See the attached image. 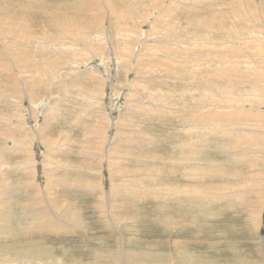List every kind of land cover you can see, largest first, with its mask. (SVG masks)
I'll list each match as a JSON object with an SVG mask.
<instances>
[{"label":"bare ground","instance_id":"obj_1","mask_svg":"<svg viewBox=\"0 0 264 264\" xmlns=\"http://www.w3.org/2000/svg\"><path fill=\"white\" fill-rule=\"evenodd\" d=\"M92 1L93 0H77V1H74L72 3H65V2L63 4L61 3L62 5L61 4L58 5V4L60 2H63V1H58L59 2V3H57L58 6L56 4H54V5L51 4L52 6L49 7V9H48L49 11L46 13L45 17L48 15L47 17H48V21L52 25L51 27L56 29L55 30L57 32V33L55 32L57 34L56 37L55 36H48V35L36 36L34 34H32V35L27 34V35H25L26 36L25 37V36H23L24 33L22 34L23 37H21V38L23 40V43L25 41L29 45H31L32 43L42 44L41 47H39V48L35 46L37 50L30 48V50H32L31 51L32 55H30V58L32 59V61H30V62L32 64H34V63L40 62V60H41L45 64H47L46 66H42V67L36 66L35 67L36 64L30 66L28 64H24V62H20L23 64V66H20L19 64L17 66H15V64H14L13 68L9 67L10 68L9 69L7 67L8 63H9V61L7 59H10V58L8 57L7 53L11 52V54H15V56L17 55V56L21 57V59H22L24 57V51L20 50V49H22L20 46L14 48L15 47V44L13 46L14 42L8 48L6 47L7 46L6 45L5 46L6 48L4 49V51L0 50L1 51L0 53L2 54L1 55L2 58L6 57L7 58L6 60L8 61V63L6 62V64H7V66H6V64L3 63L5 60L2 59L0 62V68H2V70L7 72V74H6L7 77L6 76L5 77H6V79L11 80L12 85H13L12 88H11V86L10 87L7 86L8 88H5V91H2V89H0V102L1 103L2 102L10 103L11 105H13V106H11L13 110L16 109V107H14V106H17L19 108L21 101H23L25 98L29 99L31 97V94H29V90H27V88L30 86H26V85H28V82L29 83L35 82V83L39 84V85L37 84V86H35L34 88H36V87L40 88V86H42V85H43L42 87H44L45 84L47 85V83H45V82H43L44 83L43 84L41 82V80H35L37 78L34 79V76L37 74L44 76L45 77L44 80H48V78L53 76V79H55L54 81L57 80L56 81L57 84L60 85L61 82H63L62 77H64V76L70 77L69 79L73 80V78L77 79L79 77L78 74H80L81 72L83 73V71L84 72L87 71V70L80 71L81 69H78L82 65H86V63H87L83 60L82 61L80 60V56L83 54L82 50L80 52V50H78L77 45H74L72 43H65L66 41H64L65 39L63 38V36L62 37L60 36L61 33H63L62 35H64V36H65V34L67 35V34L71 33L72 31H70V30H72V28L78 27L80 25L84 28L73 30V32H75V31L80 32L83 34V36H82L83 39L86 38L87 40H91V42H93L94 44L97 43V45L99 47L103 46L104 48H106V50L109 51V53H110L111 59H113L114 70L117 71V68L120 66V64H124V65H131L135 71L137 66H141L144 64V62H142L143 56L141 55L142 58H140L141 56H140V54L138 55V52L134 53L132 56L129 55L130 51H128V50L130 49V46L125 45L128 43L124 42L122 44V47H120L119 50L111 45V42L109 39V34H108L109 28L108 27L106 28L103 25L101 27V21L105 18V16L107 17V14H102V13L96 14L95 9H97V8L92 6V4H93ZM219 1L220 0H135V2L133 1L134 3L133 2L127 3L130 10H131V7L133 8L132 13H135V14L142 13L143 16H140V19L138 17V21L139 20L143 21L146 24H150V23L152 24L153 22L156 21V19L160 15H163L164 12L166 13V11H168V12L171 11L172 16L174 18V19L172 18L173 21L179 19V20L175 21V23H173V25H174L173 31L167 32V31H165L166 30L165 29L163 31H160L161 34L158 33V36L157 35L152 36V37L150 36L152 40L156 38V41H158V40L165 41L175 48L174 49L175 52H173L171 55H168L165 52V54H167V55H165V57H164L165 61L168 60V62H170L169 60H171L173 62V65H175V64L177 65L175 67H178L176 69V70H178V73L176 72L174 76L180 75V76H177V78H179L181 80L183 77H182V73L179 72L180 71L179 69L187 71L186 75L188 77L187 81L189 83V84H187L188 88L185 89L184 93L182 92L180 95H178L180 97V98L178 97L179 98L178 101H181V98L183 100V95L187 92L189 93L191 89L192 90H198V85L201 88L203 87L202 88L203 91L200 90L201 88L199 90H200V92H204V93L199 97V99L196 98L198 100L195 99L196 101H195V105L193 107L194 110H191V111L194 112L193 116L195 118L196 124L201 123L203 121V123L205 125H202L203 126L202 128H204V127H205L204 129H207V128L210 129L211 128L212 130L210 129V132L208 131L209 132L208 134H206L207 132H205V134L200 135V137L203 138L206 142L204 145L201 146V148L197 149V147H196V150H195L193 148V147H195L194 144L193 145H191V144L187 145L186 144L187 146L181 147L182 148V154L184 155V158L179 159V160L173 159V161L170 158L171 161L169 162V164H170L171 168H175L176 166H180L183 163L186 165H195L196 164V158L194 157L193 154L205 153V155H206L208 152L213 150V148H215V147L218 148V146H217L218 142L215 143L214 147H211V145H209L210 138L225 139L226 143L228 142L227 147H220L219 153L222 156L229 155V156L238 157V158L239 157L243 158L244 157L243 155L245 153L250 154L249 153L250 151H247V149L245 151H243L245 149V147L241 152L239 151L240 153L235 152L236 148L239 149L241 146L243 148L244 143L257 142V141L264 142V121L260 123V122H258V120L257 121L255 120V118H260V116L262 117V114H259V113H263V112H262V110H259L258 108L254 109V110L244 108L243 103L241 101L240 93H239V95L236 94V91H238L237 87H239V89H240L242 86V82H239L240 79L237 80V77L234 75V73H235L234 70L238 69L240 67V70H244L243 72H245V74H247V75L240 74L245 78H246V76H248L249 73H250L249 74L250 76L252 75L251 76L252 78H253L255 73H257V75H255V76L263 77L264 76V63L261 64L260 66H258V65L255 66L254 63L246 62V60H245V62L239 61V60L236 62L230 61L229 56L230 57L244 58V59H248V58H247V56H244V57L240 56L237 53L238 51L241 50V47H238V46L236 47L233 44L234 42L231 41L230 37L220 36V35H218L216 37L214 26L217 23H219L220 26L225 24V23L228 24V22H227L228 19L226 21V18L229 17L230 14L231 15L232 14H238L239 16L242 17V21H244V20H246L243 17V15H245V13L242 12V8L240 6L242 4V1H240V2L239 1L238 2H231V1L228 2L227 1L226 3H222V2L220 3ZM94 2H96V1H94ZM35 3L38 6H40V4L44 3V0H35ZM0 4L4 5V9L0 10V12H1L0 13V25H5L7 17H8V12L5 10L7 0H0ZM171 6H173L172 9H171ZM101 7H104V9L107 10V13H109V11L111 10L109 7H106V6H101ZM44 8H45V6H44ZM138 8H143L142 12H139L137 10ZM182 8H187V11H182L181 10ZM199 9L202 11H206V13L204 12V14H202V16L196 15L197 10H199ZM130 10H129V12H131ZM181 11L183 12L184 15L181 14L182 13ZM227 12H228V14H227ZM241 12H242V15L239 14ZM125 13H128V12H125ZM207 13H210V14H207ZM128 14L121 16L120 19L121 20L126 19L127 17H129ZM206 14L209 16H207ZM224 14H226L225 15L226 18L223 16ZM12 15L13 16L10 17L11 21H12V18L15 17L16 13H14ZM132 15H134V14H130V16H132ZM144 15H146V16H144ZM180 15L182 18L179 17ZM18 16L20 17L21 15L18 14L16 17H18ZM30 16H29V18L31 19ZM109 16H110V14H109ZM15 19L17 20L16 24H19L24 18L22 20H19V18L18 19L15 18ZM33 19H34V17H33ZM10 20L8 19V22ZM158 20H161V19H158ZM49 22H47V23H49ZM12 23H14V21ZM137 23H139V22H137ZM229 23H230V21H229ZM104 24H105V20H104ZM124 24L125 23H123V25ZM136 25H138V24H136ZM150 26H152V25H150ZM12 28H14V27H12ZM134 28H136V27H134ZM16 30H17V28H16ZM4 31H5V33H8L6 30H4ZM50 31H52V30H50ZM117 32H119V31L116 30V33ZM119 33H117V34H119ZM13 34H15V33H13ZM120 34H123V33H120ZM170 34L173 36L170 37V39H169ZM70 35H72V34H70ZM14 36H16V35H14ZM19 36H20V34H19ZM123 36H124V34H123ZM133 36L135 37L136 41L139 40V42L143 44V41H141V39H139L140 29H136V31L130 32L129 36H125L127 42H128V38H132ZM256 36H257V40L259 41V43H258L259 46L264 48V33H259ZM213 37H215L216 40L221 41V43L223 45H227V48H226L227 52L226 53H222V52L217 53L214 50L216 47L218 49V47H220V44L214 43L211 45L209 40ZM116 38H117V36H116ZM16 42H18V40H16ZM1 44H3V43H1ZM67 44H69V45H67ZM29 45H27V46H29ZM84 45H85V43H84ZM165 45H167V44H165ZM157 46H159V44ZM157 46H156V48H157ZM31 47H33V46H31ZM74 47H75V49H74ZM23 49H25V48H23ZM149 49H150V47L148 48V50ZM153 49H155V48H153ZM26 52H28V51H26ZM37 52L41 53L40 56L37 55ZM46 53H47V55H46ZM157 53H159V52H157ZM11 54H10V57H11ZM33 54H35V55H33ZM145 55H146V53H145ZM98 57H102L101 54ZM191 57H193V58L194 57H200V58L202 57V59H204V60H201V61L196 60L197 62L193 61V60L189 61V62H185V61H187V59H190ZM11 58L13 59V56ZM26 58L24 57L23 61H26ZM30 58H29V60H30ZM0 59H1V57H0ZM14 59H16V58H14ZM89 59H92V58L89 57ZM100 59H102V58H99V60ZM160 59H158V60H160ZM29 60H28V62H29ZM224 62H226V64L223 67L222 63L224 64ZM12 63L13 62H10V64H12ZM61 63H63V65H64V67H62L63 69H59V68H61L60 67ZM101 63H102V61H101ZM96 64H98V63H96ZM143 66H145V64ZM151 67H152V65H151ZM139 70H137V71H139ZM158 71H159V68H158ZM160 71H162V70L160 69ZM160 71H159V73H160ZM88 72H90V71H88ZM165 74H168L167 76H169V73H165ZM232 75H234V77H232ZM26 78H28V79H26ZM87 78H89V77H87ZM33 80H35V81H33ZM241 80H242V78H241ZM23 81H26V83H24ZM246 83H248V82H246ZM178 84H179V82H178ZM9 85H11V84H9ZM48 86H50V85H48ZM17 87L18 88L20 87L19 90L16 89L18 91V94H16L17 93L16 91H15L16 93L14 94L13 91ZM102 87H103V85H102ZM195 87H196V89H195ZM47 88H49V87H47ZM9 89H11L12 91ZM47 91H48V89H47ZM38 93H40V92H38ZM128 93H131V92H128ZM198 93H199V91H198ZM254 94L256 95L257 93H254ZM243 95L241 94V96H243ZM262 95H264V94H261V98L263 99L264 96L262 97ZM252 97H254V96H252ZM153 98H154V96H153ZM34 100H35V97H34ZM55 100L57 101L58 99H55ZM257 100H258V98H257ZM35 101L34 102H32V100L29 102L27 101L28 102V109L27 110H28V113L29 112L31 113V114H28V117L32 118V119H33V117H35L36 114H38L37 113L39 110L38 108H40L42 110V107L45 108V105H46L44 98L41 99L39 103H36ZM185 101H187V100H185ZM245 101H246V99H245ZM54 103H56V102H54ZM130 103H131V101L128 104L129 106L131 105ZM181 103L183 104V101H181ZM246 103H247V101H246ZM138 104L139 103H137V104L135 103L136 106L134 108H131L132 106H130V107H127V109L131 108V110L136 111V108H140V107H137ZM132 105H134V104H132ZM164 105H166V104H164ZM261 106H264V104ZM52 107H53V105H52ZM166 107H167V105H166ZM255 107H256V105L254 106V108ZM56 108H57V106H56ZM53 109L54 108H52V110ZM145 109L146 108H144L143 111H145V112L149 111L148 109H147L148 111ZM158 109H161V108L158 107ZM128 110H130V109H128ZM128 110H127V112H128ZM131 110H130V112H132ZM152 110L153 109H151V111H149V112L151 113ZM178 110H179V108L175 107V108H171L169 111H172V113H173V111H178ZM32 111H34L35 113H32ZM116 111H118V109ZM138 111L139 110L137 109V112ZM17 112H20V111H16L15 116L16 115L18 116ZM47 112H45V113L47 114ZM254 112H256V113L258 112V113L256 114ZM94 113H96V111ZM158 113H160V112H158ZM33 114H34V116H33ZM55 114H57V113H55ZM120 114H122V113H120ZM167 114H168V112H167ZM12 115H13V112H12ZM123 116H124V114H123ZM46 117L44 116V118H42L43 124H44V121L46 119H48ZM183 117H184V115H183ZM54 118H55V115H54ZM121 118L122 117H120V119ZM43 119H45V120H43ZM51 119L52 118H50V121H51ZM105 119L108 122H105L106 124L103 123L106 125V126L103 125L104 127H107V125L109 124V121L111 122V124H109L110 125L109 128H110V131L112 133L111 137L108 136L104 140V142H102L101 141L102 136L97 137L98 136L97 134L99 132H97V130L95 129L96 130V131L94 130L95 131V136H94L95 138L94 139H86V140H90V143L96 145L97 149H98V147H100V150H97L95 153H91L92 154L91 160L93 161V163H94V161L95 162L97 161L95 164L97 167H91V165L89 164L90 167H86L87 174L90 171H92L95 173L97 172L96 176H98V174H99L98 165H99V168L103 169L105 167L104 163L107 164V160L111 159V158H108V156L112 153V150H113L112 146L116 145L115 147L117 148V146H119V143H120L119 140H116L117 134H119V136L122 134V133L121 134L117 133V123L118 122L116 123V119L114 121V118H112V116H111V118L108 117L107 114H106ZM253 119H254V121H253ZM262 120H264V119H262ZM122 121L123 120H120V122H122ZM47 122H49V121H47ZM47 122L45 124H47ZM123 122L125 123V121H123ZM30 123H33V122H30ZM55 123H57V122H55ZM27 125L28 124L26 123L24 118H21L18 116V118H14V120H10L7 117L4 118L2 111H0V131H2V130L6 131L4 129L9 130L11 128H13V129L19 128L20 134H22V132H24V135L22 134L21 138L31 140L32 144L30 143V146H28L27 149L22 148V150H21V154L24 156L23 166L26 170L25 174L28 173V175H30V177H31V180L29 179V180L25 181V185L21 189H24V191H26V190L29 191V189L31 188L32 192L31 193L27 192V193L30 195L33 193L36 194V196L31 195L32 198H30L31 196H29L30 199H28V200L26 199L27 201L26 202L24 201L25 204L24 203H23L24 205L21 204L22 205L21 207L19 204L20 202L19 203L16 202L15 204L9 205V202L6 201V199H7L8 195H10V193H9L10 190L9 189L5 190V188H2L3 181H5V180H3V178H5V177H3L4 176L3 172L9 171L11 173H16V174L20 173L21 174L23 171H20V170H22V168H20V167L10 168V167H8L5 164L0 162V240L1 239H8V240H11V242H14V241H12L15 239V237L13 236L14 231H12V229L9 226H7L6 223L5 224L3 223L4 221H7L9 219L14 220L15 222H18L17 223L18 227L21 228V229L20 228H18V229H20L21 232H29L28 233L29 236L33 234V235H38L40 237L34 236L33 239H30V240L26 241L25 243L22 242L23 244H21L19 246L17 245V243L19 241L17 243H11L10 242L9 244H2L1 243L2 241H0V264H101L102 260L104 258H107L110 260V261H108V262H110L108 264H230L231 262L233 264H264V263H260L259 258H258L259 257V251L261 252L262 256L264 257V202L259 203V205L253 206V208L251 210L249 209L251 206L248 207V211L249 210L251 211L250 216H249V220L252 223L253 230L257 234V238L256 237L255 238L258 239L260 241V243L256 244L257 247H254L252 245L251 246V252H249L247 255H244L246 258H243V257L239 256V254H238L239 253L238 251L242 248L236 247V244H235L239 238L238 233H240V230L242 229V228L236 227L240 221L237 223L235 221L237 219L233 218V220L235 221V224H232L231 221L226 222L224 219H220V218L222 217L221 214L232 215L231 212L233 214L237 213V210H238L237 208L243 209V208L247 207V203L245 204V200H244L245 194H241L239 192V190L236 191L237 190L236 188H235L236 189L235 190L232 187H228L227 184L220 183V181H218V180L217 181H215V179H213V181L211 180V178H214V177L215 178L217 177L219 179H223V177H224V174L222 176L221 172H219V168H218L219 164H217L216 161L208 160L207 161V167L206 166L200 167L198 165L200 168L197 169V172L194 171L191 173V175H190L191 180L193 179L196 182H204V185H201L198 187H187V186L180 187L183 185H180V186H172L171 185L172 187H170V186L167 187V185H165L166 184L165 183L164 184L165 187L154 186L153 188L152 187L136 188L133 186L132 187H125L124 186V187H119V188L117 187L116 188L115 186H112V185L106 187V186H103L100 184L101 186H92L93 189H89V188H91V186H90L91 184H90L88 186H85L84 188H82L83 187L82 186L79 189L69 188V190H67V189L64 190V192H67V191L72 192V195L73 194L76 196L80 195L81 198L82 197L87 198L88 196H91V195H96L98 197L97 200H92L93 202L88 201V202L81 203L83 205H85L86 203L89 204V206L86 205L87 208L85 207V209L90 211L88 214L89 217L87 218L88 220L91 219L92 218L91 215H93L95 213L99 215V218H100L99 223L100 224H97L93 228H91L88 226L89 224L85 223V219H84V217H82V216H84V213H83L84 210H83V208L79 209L77 207V204H76L77 200L73 198L72 200L66 201L62 194L57 195V193L54 190L58 189L59 187L53 185V183H55L56 181L52 183L53 177L55 174L53 175L52 178H50V176H51L50 174H52L54 172L52 168H56V170H57V168H60L62 170L63 169L64 170H69V169L77 170V168L74 166L69 165L70 168H67L62 163H59L56 161L52 162L49 159V156L51 155L50 151L55 152L57 150V153H59L62 150H64L65 148H69L68 147L69 143L64 144V142H66L68 139L65 138V139H67V140H65L63 138L64 140L58 146L57 142L60 143V141H55V142L53 141V143H51L52 141L50 142V138H49V142L51 144H53V146L50 149L44 148V149L48 150V152H49V154L47 153L48 158L46 156H44L43 159L38 158L39 162H37V160L33 158V155L36 156L35 150H34V145L38 144V145L43 146L45 144V142L46 143L48 142V138L44 137V135L41 133V132H43L42 131L43 128H40V126L35 125V123H34V125L30 124L31 126L28 125L29 126L28 128L30 129V131H26V130L21 131L24 129L23 126H25V128H26ZM58 125H57V127H58ZM122 125H124V124H122ZM51 126H53V124H51ZM97 126H99V124H97ZM123 127H125V126H123ZM186 127H187V124H186ZM93 128L94 127L92 126V129ZM97 129H99V128H97ZM105 129H107V128H105ZM120 129H121V127H120ZM204 129H202V130H204ZM100 131L102 132L103 130H100ZM107 131H108V129H107ZM9 132L10 131H7V133H9ZM128 132H130V131H128ZM198 132H200V131H198ZM90 133H92V132H90ZM193 133H194V131H193ZM93 134H90V135L92 136ZM9 135L11 136L12 133L11 134L9 133ZM193 135L191 134L192 137H193ZM114 136H115V138H114ZM3 137L4 136L0 133V141H3L4 146L6 148L14 150V148H12L6 140L4 141V139H2ZM47 137H49V136H47ZM55 137L56 136H54V139H55ZM120 137H124V136H120ZM89 138H90V136H89ZM8 139H9V137H8ZM41 140H43V141H41ZM55 140H57V139H55ZM171 140H173V139H171ZM121 141H122V139H121ZM49 142H48V144H49ZM69 142H71V141H69ZM130 142L131 143H139V142H135V141H131V140H130ZM234 143L236 146H232V144H234ZM169 145H171V144H169ZM220 146H221V144H220ZM37 148H39V146ZM83 148H84V150H81L83 152H80V154H83L84 156L86 155V156L90 157L91 156L90 152L85 150V147H83ZM178 148H179V146H178ZM70 149L71 148H69V150ZM118 150H120V149H118ZM116 152H114V153H116ZM134 154L135 153H133V157H134ZM254 154H253V157H254ZM174 155H176V154H174ZM126 156H124L121 159L122 160L127 159L128 156L127 157ZM142 156H143L142 153H141V155H138V157H142ZM53 158L54 157H52V159ZM118 158H120V157H118ZM230 158H232V157H230ZM255 159H257V158H255ZM63 160H66V159H63ZM140 161H142V160H140ZM49 162L52 164H50ZM102 162H104V163H102ZM181 162H183V163H181ZM89 163H91V162H89ZM97 163H98V165H97ZM256 164H258V163L256 162ZM165 165H166V163H165ZM3 167H4V169H3ZM106 167H107V165H106ZM80 168H81V166H80ZM163 168H164V166H163ZM182 170L186 172L187 169L182 168ZM193 170H195V169H193ZM105 171L107 172L109 170L106 168V169H104L103 172H105ZM103 172H101V173H103ZM172 172H173V170H172ZM81 173H83V172H81ZM101 173H100V175H101ZM108 174H110V173L108 172ZM38 175L45 176V182H44V185H42V187L36 181L37 180L36 178L38 177ZM175 175H176V173H175ZM186 175H188V174H186ZM236 176H238V175H236ZM154 180H156V179H154ZM261 180H264V178H261ZM58 183H60V182H58ZM6 184L8 185V183H6ZM60 184H62V183H60ZM47 185H49L52 189L48 191L46 189ZM19 186H21V185H19ZM80 186H81V184H80ZM126 186H127V184H126ZM247 186H249V185H247ZM7 188H9V187H7ZM10 188L12 189V187H10ZM3 190H5V191H3ZM252 191H250V193H252ZM28 194H25V195H27V197H28ZM14 199L15 198H13V200ZM77 199H78V197H77ZM123 199L126 200L127 202L129 201L131 204L134 203L135 205H133V207H135L136 209L142 208V206L144 204H148V203H149V206L150 205L155 206L156 211L154 212V214H156V215H155V217H153V219H151L153 221V223H150L149 222L150 220L148 221V220L144 219V222L148 221L150 224H152V227H148L149 226L148 225L147 229L153 228V226L157 227V225L162 224L163 229L161 228V230L166 233L165 237L167 235V237L178 239V241L179 240H188L190 238H193L194 243L190 242L189 244H186L184 242H176L177 240H173L172 242H170L166 245L160 246L161 248H166V252H169L167 254L166 253L161 254L160 251L156 252L155 250H153V248L150 249L149 248V247H151L150 245H148V247H145L144 248L145 250L142 249V251H137L136 253L129 252L128 250L125 249L126 239L124 238L125 235H123L122 229L125 227V224L127 223L126 221H128V222L130 221L132 224L134 219L132 220L130 218L131 216L129 214H128L129 217H127L125 215L127 212L126 213L124 212L125 213L124 214L122 209H121L122 211L116 210V209H120V207H123L122 204L119 202V200H123ZM259 199H260V197H259ZM232 200H234V201L238 200V203L236 205H232V202H233ZM10 201H12V200H10ZM229 201H231V203ZM124 203H126V202H124ZM123 205H125V204H123ZM16 208H18V209H16ZM149 208L150 207H148V209ZM131 209H132V205H131ZM13 210H15V211L16 210H22L23 212L21 214H18V216H17L15 214H13L14 213ZM133 212L135 213V211H133ZM145 212H148V211H145ZM82 213H83V215H82ZM151 214H153V213L151 212ZM148 216H149V214H148ZM140 217H141L140 219H143L142 216H140ZM235 217H237V216H235ZM85 218H86V216H85ZM134 221L136 222L137 220H134ZM140 223H142V222H140ZM226 226H227V229L229 232H225ZM135 228H134V230H135ZM18 229H16V230H18ZM100 229H103V231L107 230L109 232H112L113 234L111 236L116 234L115 239H114V243H113V244H115L114 250L111 248H108V250H109L108 252L101 251V249L103 247H106V245H105V242H103V240H101L99 238H96V244H94L93 241H92V244H89L91 242V239H92L89 237V235L93 234V232H95V231L96 232L99 231ZM13 230H14V228H13ZM103 231H102V233H103ZM162 231H161V234L159 233L160 231L157 232V235L155 237L160 239L163 236ZM135 232H136V230H135ZM98 234H99V232H98ZM108 234H110V233H108ZM28 235H26V236H28ZM171 238H170V240H171ZM224 238H226V239L232 238L233 242L229 241L228 243H225ZM78 239L82 240V241H79L78 243H83V242L87 241L86 246H81L80 244H78L79 246H77L75 241ZM8 240H5V241H8ZM88 240H89V242H88ZM92 240H94V239H92ZM5 241H4V243H5ZM195 241H196V243H195ZM200 242H201V244H200ZM110 243H112V241ZM149 243L150 242H146V244H149ZM196 245H198L200 247V249H201L200 252H195L196 251ZM140 246L143 248V245H140ZM96 247H97V249H96ZM187 248H189L190 251H188ZM84 249L86 250V252H84L85 251ZM147 249H150V250H147ZM191 249H192V251H191ZM134 251L135 250H133V252ZM243 251H245V250H243ZM76 252L79 254H76ZM68 255H70V256L68 257ZM89 257L91 259H89ZM103 261L105 262V259Z\"/></svg>","mask_w":264,"mask_h":264},{"label":"rangeland","instance_id":"obj_2","mask_svg":"<svg viewBox=\"0 0 264 264\" xmlns=\"http://www.w3.org/2000/svg\"><path fill=\"white\" fill-rule=\"evenodd\" d=\"M58 1H63V2L59 3ZM74 1H77V0H44V3L40 4V6H38L35 3V0H7L5 10L8 12L9 18L7 17L5 25H0V50L4 51V49L6 47L7 48L10 47V45L14 42L13 43V46L15 44L14 48L20 46L22 48L20 50L24 51V57L30 58V55H32L31 54L32 50H30V48L36 49V47H38V48L41 47L42 44L32 43L31 45H29L25 41L23 43V40L21 37H23L27 34L28 35L34 34L36 36L48 35V36H55L56 37L57 36V34H56L57 32L55 31L56 29L51 27L52 25L48 21V17H47L48 15L46 17H45V15L49 11L48 10L49 7L52 6L51 4L57 5V3H59L58 5H60L61 3L63 4L64 2L65 3H72ZM94 1H96V2H94ZM133 1L135 2V0H93L92 6L97 8V9H95L96 14H98V13L107 14V17L105 16V18L101 21V27L103 25L104 27L109 28L108 34H109V39H110L111 45L119 50L120 47H122V44L124 42L128 43L125 45L130 46V49L128 50V51H130L129 55L132 56L134 53L138 52V55L140 54V56L141 55L143 56V58H142V56L140 58H142V62H144L145 66H143L144 64L141 66H137L136 70L134 71V69L132 68L131 65L120 64V66L117 68V71L114 70L113 59H111L110 53H109V51L106 50V48H104L103 46L99 47L97 45V43L94 44L93 42H91V40H87L86 38L83 39V37H82L83 34L80 32H76V31L73 32V30L84 28L80 25L78 27L72 28V30H70V31H72L71 33H69L67 35L65 34V36L62 35L63 33H61L60 36L61 37L63 36V38L65 39L64 41H66L65 43H72L74 45H77L78 50H80V52L82 50L83 54L80 56V60L81 61L83 60L87 63H86V65H82L78 69H81L80 71H82V70H87V71H85V72L83 71V73L81 72L80 74H78L80 78L79 77L77 79L73 78V80H70L69 79L70 77H66V76L62 77L63 82H61L60 85L57 84V82H56L57 80L54 81L55 79H53V76L48 78V80H44L45 79L44 76L37 74V75H35L36 77L34 76V79L37 78L35 80H41L42 83L45 82V83H47V85L45 84L44 87H42L43 86L42 85V86H40V88L39 87L34 88L35 86H37L38 83H35V82L29 83L28 82V85H26V86H30L27 88V90H29V94H31V97H30L31 99L25 98L23 101H21L19 108L17 106H14V107H16V109H14V110L11 107L13 105H11L10 103H5V102L1 103L0 102V111H2L4 118L7 117L10 120H14V118H18V116H19L21 118H24L26 123L29 126H31L30 124L34 125V123H35V125L40 126V128H43V130H42L43 132H41V133L44 135V137L48 138V142H49V138H50V142L52 141L51 143H53V141L54 142L60 141V143L57 142L58 143L57 145L59 146L65 138L68 139V140L65 139L67 141L64 142V144L69 143V145L68 144L67 145L71 149L69 150V148H65L64 150H62L63 152L61 151L59 153H57V150L55 152L50 151V154L52 156L50 155L49 159L52 162L56 161V162L62 163L67 168H70L69 165L74 166L77 168V170H71V169H69V170L63 169L62 170L60 168H57V170H56V168H52L54 172L52 174H50L51 175L50 178H52L53 175L55 174L53 177L52 183L55 181L57 182V183L55 182L56 184L53 183V185L59 187L58 189L54 190L57 193V195L62 194L66 201L72 200L73 198L77 200V202H76L77 207L79 209L83 208L84 216H82V217H84L85 223L89 224L88 226L91 228H93L97 224H100L99 223L100 222L99 215L95 213V214L91 215L92 218L88 220L87 218L89 217L88 214L90 211L85 209V207L87 208V206H89V204L84 203L85 205H83L81 203L88 202V201L93 202L92 200H97L98 197L96 195H91V196H88L87 198H84V197L81 198L80 195L76 196L73 194L74 195L73 196L72 192H70V191L64 192V190H66V189L69 190V188L79 189L82 186H83L82 188H84L85 186H88L90 184H91L90 185L91 188H89V189H93L92 186H101V185L106 186V187L112 185V186H115L116 188L117 187L118 188L124 187V186L125 187H132L133 186L136 188H139V187H147V188L152 187L153 188L154 186L165 187V185H167V187H169V186L170 187L180 186V185H183L180 187H184V186L198 187V186L204 185V182H196L193 179L191 180L190 179L191 173L194 171L197 172V169H199L201 166L207 167V161L208 160L216 161V163L219 164L218 165L219 172H221L222 176L224 174V177H223V179H219L217 177L216 178L214 177V178H211V180L212 181H213V179H215V181L218 180V181H220V183L227 184L228 187H232L234 189L236 188L237 190L236 189L235 190L236 191L239 190V192L241 194H245L244 200H245V204L247 203V207H245L243 209L237 208L238 209L237 213L233 214L231 212L232 215L221 214L222 217L220 219H224L226 222L231 221L232 224H235V221L237 223L240 221L236 227L242 228V229L240 230V233H238L239 238L235 244H236V247L242 248L238 251L239 256L246 258L244 255H247L249 252H251V246L253 245L254 247H257L256 244L260 243V241L258 239H256L257 234L253 230L252 223L249 220V216H250V212H251L250 210L253 208V206L259 205V203L264 202V180H261V178H264V142L257 141V142L244 143L243 148H242V146L239 149L236 148L235 152L240 153L245 147V149L243 151H245L247 149V151H250L249 152L250 154L245 153L243 155L244 156L243 158H240V157L238 158V157H233V156H229V155L222 156L219 153L220 147H227L228 142L226 143L225 139L210 138L209 145H211V147H214L215 143L218 142V144H217L218 148L217 147L213 148V150L208 152L206 155H205V153L193 154L194 157L196 158V164L195 165H186L183 162H181V163H183L182 165H180L181 167L180 166H176L175 168L170 167L169 162L171 161V159L173 161V159L179 160V159L184 158V155L182 154V148L181 147H185L189 144H191V145L194 144L195 147H193V146L192 147L196 150V147H197V149L201 148V146L206 143L205 140L200 137V135L205 134V132H207L206 134H208L210 132L211 128L209 126L208 127L210 129L207 128L208 130L204 129L205 127L202 128L203 127L202 125H205L203 123V121L201 123L196 124L195 118L193 116L194 112L191 111V110H194L193 107L195 105V101L198 100L199 97L204 93V92H200V90L203 91V89H202L203 87L201 88L198 85V90H192L191 89L189 93L187 92L188 94L185 93L183 95V100L181 98V101H183V104L181 103V101H178L180 98L178 95H180L182 92L184 93L185 89L188 88L187 84H189V83L187 81L188 80V77L186 75L187 71L179 69L180 70L179 72L182 73V77H183V78L181 77L182 78L181 80L179 78H177V76H180V75L174 76L176 72L178 73V70H176L178 67H175L177 65L176 64L173 65V62L171 60H169L170 62H168V60H166L168 62L167 63L164 60V57L167 54L171 55L173 52H175L174 51L175 48L165 41H161V40L156 41V38L152 40L151 37L156 36V35L158 36V33L161 34L160 31H163L165 29H166L165 31H167V32L173 31V27H174L173 23H175V21H177L179 19L173 21L174 18L172 16L171 11H169V12L166 11V13L164 12L163 15H160L156 19V21L153 22L152 24L151 23L146 24L145 22L140 21V20L138 21V17L140 19V16H143L142 13H139L140 15L132 13L133 8L131 7V10H130L129 6L127 4V3H131ZM227 1L228 2L229 1H231V2L242 1V4L240 6L242 8V12L245 13V15H243V17L246 20L242 21V17L239 16L238 14H232L231 15L229 13L230 15L227 18L225 16L226 14H224L223 16L226 18V21L228 19V21H227L228 24L225 23V24L220 26V24L217 23L214 26L216 37L218 35L230 37L231 41L234 42L233 44L236 47L237 46L241 47V50L238 51L237 53L240 56H243V57L247 56V58H248V59H244V58L230 57L229 56L230 61L236 62L239 60V61L245 62V60H246V62L254 63L255 66H257V65L260 66L261 64L264 63V48L259 46V44H258L259 41L257 40L256 35L259 33H264V0H220L219 2L220 3L221 2L226 3ZM44 6H45V8H44ZM101 6L109 7L112 11L110 10L109 13H107V10ZM172 7L173 6H171V9H172ZM2 9H4V5L0 4V10H2ZM129 10L131 12H129ZM137 10L139 12H142L143 8H138ZM181 10L187 11V8H182ZM125 12H128L129 14L125 13ZM204 12L206 13V11H202L199 9V10H197L196 15L202 16V14H204ZM242 12L239 14L242 15ZM14 13H16V15L14 18H12V21H11L10 17H12L13 16L12 14H14ZM18 14L21 16L16 17ZM109 14H110V16H109ZM125 14H128L129 17H127L124 20L123 19L121 20L120 17L124 16ZM130 14H134L135 16L134 15L130 16ZM181 14H183V12ZM207 14H210V13H207ZM227 14H228V12H227ZM29 16L31 17V19L29 18ZM144 16H146V15H144ZM207 16H209V15H207ZM33 17H34V19H33ZM179 17H181V15ZM15 18H17V19L19 18V20H22L23 18L24 19L19 24H16L17 20ZM8 19L10 20L9 22H8ZM158 19H161V20H158ZM104 20H105V24H104ZM13 21H14V23H12ZM229 21H230V23H229ZM47 22H49V23H47ZM137 22H139V23H137ZM123 23H125V24L123 25ZM136 24H138V25H136ZM150 25H152V26H150ZM12 27H14V28H12ZM134 27H136V28H134ZM16 28L18 31L16 30ZM136 29H140L139 39H141V41H143V44L140 43L139 40L136 41L134 36L132 38H128V42L126 40L125 36H129L130 32L136 31ZM4 30H6L8 33H5ZM50 30H52L54 33ZM116 30L119 31L120 33H123L124 36H123V34H120L119 32H117V33H119V34H117ZM13 33H15V34H13ZM19 34H20V36H19ZM22 34H23V36H22ZM70 34H72L73 36ZM14 35H16V36H14ZM116 36H117V38H116ZM172 36L173 35L170 34L169 39ZM16 40H18V42H16ZM156 42L159 44L160 47L157 46L158 44ZM209 42L211 43V45L214 43L220 44V47H218V49H217V47L214 49L217 53L218 52H222V53L227 52V50H226L227 45H223L221 43V41L216 40L215 37L211 38L209 40ZM1 43H3V44H1ZM84 43H85V45H84ZM165 44H167L168 46ZM27 45H29L30 47ZM67 45H69V44H67ZM155 45L157 46V48ZM31 46H33V47H31ZM149 47H150V49L148 50ZM23 48H25V49H23ZM153 48H155L156 50ZM74 49H75V47H74ZM26 51H28V52H26ZM144 52L146 53V55ZM157 52H159V53H157ZM160 52L161 53L163 52V53L161 54ZM165 52L167 54H165ZM10 54H11V52L7 53L8 57L10 58V59H7L6 57L2 58V56H1L2 54L0 53V57H1L0 62L2 59L5 60L3 62L5 64H6V62L8 63V61H9L8 66L6 64V66L8 68L9 67L13 68L14 64H15V66H17L18 64L20 66H23V64L20 62H24V64H28L30 66L36 64L35 67L36 66L42 67V66L47 65L41 60H40L41 63L37 62V63L32 64L30 62V61H32L31 58H30V60H29V58L28 59L26 58V61H23L24 57L21 59V57H19L17 55L15 56V54H11V57L13 56V59L16 58L13 60L10 57ZM40 54L41 53L37 52V55L40 56ZM100 54L102 57H98V56H100ZM33 55H35V54H33ZM46 55H47V53H46ZM89 57L92 59H89ZM99 58H102V59L99 60ZM158 59H160V60H158ZM190 59H187V61H185V62H189L192 60L193 61L204 60V59H202V57L201 58L200 57H194V58L191 57ZM28 60H29V62H28ZM101 61L103 64L101 63ZM10 62H13L12 63L13 65L10 64ZM96 63H98V64H96ZM225 64H226V62H224V64L222 63L223 67L225 66ZM61 65H60L61 68H59V69H63L62 68V67H64L63 63H61ZM151 65H152V67H151ZM157 67L159 68V71H160V69L162 70V71H160V73H159ZM137 70H139V71H137ZM88 71H90V72H88ZM234 71H235L234 75L237 77V80L240 79L239 82H242V86L240 88L241 90L239 89V87H237L239 92L236 91V94L239 95V93H240L241 101L243 103L244 108L253 109V110L258 108L259 110H262L263 113H259V114H262V117L260 116V118H255V120L256 121L258 120V122H260V123L263 122L264 120H262V119H264V106H261V105L264 104V97H263L264 95H262V97H263V99H262L261 94H264V76L263 77H257V76H255V75H257V73H255V74L253 73L254 76L252 78L251 77L252 75L250 76L249 75L250 73H249L248 76H246V78H247L246 79L242 75L243 74L247 75V74H245V72H243L244 70H240V67L238 69H235ZM165 73H169L170 77L167 76L168 74H165ZM6 74H7V72L2 70V68H0V89H2V91H5V88H8L7 86H9V87L11 86V88L13 86L12 81L6 79V77H7ZM240 74H242V75H240ZM234 75H232V77H234ZM87 77H89V78H87ZM241 78H242V80H241ZM26 79H28V78H26ZM35 80H33V81H35ZM23 82L26 83V81H23ZM178 82H179V84H178ZM246 82H248L249 84ZM9 84H11V85H9ZM48 85H50V86H48ZM102 85H103V87H102ZM47 87H49V88H47ZM16 89L19 90L20 87L15 88V90L13 89L14 94L16 92H17L16 94H18V91ZM47 89H48V91H47ZM195 89H196V87H195ZM9 90H11V89H9ZM198 91H199V93H198ZM38 92H40V93H38ZM128 92H131V93H128ZM254 93H257V94L255 95ZM241 94L242 95L244 94V95L241 96ZM153 96H154V98H153ZM252 96H254V97H252ZM34 97H35L36 101L34 100ZM43 98H44V101L46 104L45 108L42 107V110L40 108H38L39 109L37 112L38 114H36L35 117H33L34 120L32 118H29L28 114H31V113L30 112L28 113V110H27L28 109V102L32 100V102L35 101L36 103H39L40 100ZM54 98L58 99V100L56 101ZM196 98H198V99H196ZM257 98H258V100H257ZM245 99H246L247 103H246ZM185 100H187V101H185ZM53 101L56 102L57 104L54 103ZM128 101L129 102L131 101V103H130L131 104L130 106H132L131 108H134L136 106L135 103L136 104L139 103L137 105V107H140V108H136V111H133V110H131V108H128L132 111V112H130V110L127 109V107H130L128 105L129 104ZM132 104H134V105H132ZM164 104H166L167 107ZM52 105H53V107H52ZM255 105H256V107L254 108ZM56 106H57V108H56ZM158 107H160L161 109H158ZM175 107H178L179 110L173 111V113H172V111H169L171 108H175ZM52 108H54L56 111L54 109L52 110ZM144 108H146L145 110L148 109L149 111H151V109H153L152 110L153 113L151 112L152 113L151 114L148 110H147L148 112L143 111ZM115 109L116 110L118 109V111H116ZM137 109L139 110L138 112H137ZM127 110L129 113L127 112ZM16 111H20V112H17V114H18V116L16 115L17 117L15 116ZM95 111H96V113H94ZM12 112H13V115H12ZM45 112H47V114ZM158 112H160V113H158ZM167 112H168V114L170 112L171 113L168 115ZM32 113H35V112L32 111ZM55 113H57L58 115ZM120 113H122V114H120ZM254 113H256V112H254ZM106 114L110 118L112 116V118H114V121L116 119V123L117 122L119 123V124L117 123V133H120V134L122 133L120 136H124V137H120L119 134H117L116 140L120 141L119 146H117V148L115 147L116 145L112 146V149H113L112 153H111L112 155L110 154L108 156V158H111V159L107 160V164L102 162L105 164L104 165L105 167L103 169L99 168V165L97 163L98 169H99L98 170L99 171L98 176H96L97 172L95 173L92 171H90L87 174L86 167H90V165H91V167H97L95 165L97 161L96 162L94 161V163H93V161L91 160V158H92L91 153H95L97 150H100V147H98V149H97L96 145L90 143V140H86V139H94L96 130H97V132H99L97 134L98 135L97 137L102 136L101 137L102 142H104V140L108 136L111 137V134H112L110 131V128H109V126H110L109 124H111L110 121H109V124L107 125V127H104V126H106L105 122H108L105 119ZM123 114H124V116H123ZM54 115H55V118H54ZM183 115H184V117H183ZM33 116H34V114H33ZM44 116L45 117L47 116L46 118H48V119H46V120L43 119V120H45L44 124H43L42 118H44ZM120 117H122V118L120 119ZM50 118H52L51 119L52 122L50 121ZM120 120L125 121V123L123 121L120 122ZM47 121H49V122H47ZM253 121H254V119H253ZM30 122H33V123H30ZM46 122H47V124L48 123L49 124L48 125L45 124ZM55 122H57L59 125ZM103 123H105V124H103ZM51 124H53V126H51ZM97 124H99V126H97ZM122 124H124V125H122ZM186 124H187V127H186ZM28 125L26 126V128H25V126H23L24 129L21 131H25V130L30 131V129L28 128L29 127ZM57 125H58V127H57ZM92 126L94 127L93 129H92ZM123 126H125V127H123ZM120 127H121V129H120ZM97 128H99V129H97ZM105 128H107L108 131ZM202 129H204V130H202ZM4 130H6V131H3V130L0 131V133L4 136L2 139H4V141L6 140L8 142V144L12 148H14V150L6 148L3 144V141H0V159H1L0 162L5 164L6 166H8L10 168L20 167V168H22V170H20V171H23V172L21 174L20 173L19 174L11 173L9 171L3 172V174H4L3 177H5V178H3V180H5L6 182L2 180L3 181L2 188H5V190H7V189L10 190L9 191L10 195H8V197L6 199V201L9 202V205L15 204L16 202H18V203L20 202L19 204L21 207L22 205L25 204V202L28 199L32 198L31 195L36 196L35 193H33L31 195L27 193V192H30V193L32 192L31 188L29 189V191H27V190L24 191V189H21L24 187L25 181H27L29 179L31 180L30 175H28V173L25 174L26 170L23 166L24 156L21 154L22 148L27 149L28 146H30L31 140L21 138V135L22 134L24 135V132H22V134H20L19 128H16V129L11 128L9 130L8 129H4ZM100 130H103V131L101 132ZM7 131H10L9 133L10 134L12 133V135L10 136L9 133H7ZM128 131H130L131 133ZM193 131H194V133H193ZM198 131H200V132H198ZM85 132L86 133L88 132V133L86 134ZM90 132H92V133H90ZM90 134H93V135L91 136ZM191 134L192 135L194 134L193 137L191 136ZM7 136L9 137V139ZM47 136H49V137H47ZM54 136H56L55 139H57V140L54 139ZM89 136H90V138H89ZM114 138H115V136H114ZM121 139H122V141H121ZM171 139H173V140H171ZM130 140L135 141V142H139L140 144L139 143H131ZM41 141H43V140H41ZM69 141H71V142H69ZM48 142L47 143L45 142V144L43 146L38 145V144L34 145V150H35L36 156L33 155V158L36 159L37 162H39L38 158L43 159L44 156H46L48 158L49 152H48V150H46L44 148L50 149L53 146V144H51L50 142L48 144ZM169 144H171V145H169ZM220 144H221V146H220ZM177 145L179 146V148ZM36 146L37 147L39 146V148H37ZM232 146H236L235 143L232 144ZM83 147H85V150L90 152V154H91L90 157L86 156V155L84 156L83 154H80V152H83L81 150H84ZM118 149H120V150H118ZM114 152H116V153H114ZM133 153H135L134 157H133ZM141 153L143 154V156L138 157V155H141ZM174 154H176V155H174ZM253 154H254V157H253ZM124 156H126L127 159L122 160L121 158H123ZM52 157H54V158L52 159ZM118 157H120V158H118ZM230 157H232V158H230ZM255 158H257L258 160ZM63 159H66V160H63ZM140 160H142V161H140ZM89 162H91V163H89ZM256 162L258 164H256ZM165 163H166V165H165ZM50 164H52V163H50ZM106 165H107V167H106ZM80 166H81V168H80ZM163 166H164V168H163ZM106 168L109 171L103 172L104 169H106ZM182 168H186L187 169L186 172L183 171ZM3 169H4V167H3ZM193 169H195V170H193ZM172 170H173V172H172ZM81 172H83V173H81ZM101 172H103V173H101ZM108 172L110 174H108ZM100 173H101V175H100ZM175 173H176V175H175ZM186 174H188V175H186ZM236 175H238V176H236ZM36 179H37L36 180L37 183L42 187V185H44V182H45V176L38 175V177ZM154 179H156V180H154ZM58 182H60L62 184H60ZM6 183H8V185ZM80 184H81V186H80ZM126 184H127V186H126ZM19 185H21V186H19ZM247 185H249V186H247ZM7 187H9V188H7ZM10 187H12V189ZM46 189L49 191L52 188L49 185H47ZM5 190H3V191H5ZM250 191H252V193H250ZM24 193L28 194V197ZM29 196H31V197L29 198ZM12 197L15 198L17 201L15 199H14L15 200L14 201ZM77 197H78V199H77ZM259 197H260V199H259ZM10 200H12V201H10ZM232 201H233L232 205H236L238 203V200L237 201L232 200ZM119 202L122 204L123 207H120V209H116V210H118V211L123 210V213L127 212L126 214L124 213L127 217H129V215H130L131 216L130 218L132 220L133 219L137 220L136 222L133 220L132 224L130 221L129 222L126 221L127 223L125 224V227L122 229V233H123V235H125L124 238L126 239L125 249L128 250L129 252L136 253L137 251H142V249L145 250L144 248L148 247V245H150L151 246V247H149L150 249L153 248V250H155L156 252L160 251L161 254L162 253L167 254L169 252H166V248H161L160 246L166 245V244L172 242L173 240H177L176 242H184L186 244L193 242V238H190L188 240H179L178 241V239L167 237V235L165 237L166 233L161 230L162 224L157 225V227L153 226V228L147 229L148 227H152V224H150V223H153V221L151 219H153V217H155V215H156V214H154V212L156 211L154 205L149 206V203H148V204H144L145 206L143 205L142 208L136 209L135 207H133V205H135L134 203L131 204L129 201L127 202L124 199L119 200ZM124 202H126V203H124ZM229 202L231 203V201H229ZM123 204H125V205H123ZM131 205H132V209H131ZM148 207H150V208L148 209ZM248 207H250L249 211H248ZM16 209H18V208H16ZM133 211H135V213ZM145 211H148V212H145ZM13 212H14L13 214L18 216V214H21L23 211L22 210H16V211L13 210ZM151 212L153 214H151ZM83 213H82V215H83ZM148 214H149V216L150 215L151 216L149 217ZM85 216H86V218H85ZM140 216H142L143 219H140L141 218ZM235 216H237V217H235ZM233 218H236L237 220L234 221ZM144 219L148 220V221L150 220L149 221L150 223L148 221L144 222ZM140 222H142V223H140ZM3 223L4 224L6 223V225L9 226L12 229V231H14L13 236L15 237V239L12 240L14 242H11V240H8V239H1L0 241H2L1 242L2 244H9L10 242L11 243H17L19 241L17 243V245L19 246V245L25 243L26 241L33 239L34 236H38V235H33V234L29 236L28 235L29 232H21L20 231L21 228L18 227V224H17L18 222H15L14 220L9 219L7 221H4ZM13 228H14V230H13ZM18 228H20V229H18ZM134 228H135L136 232H135ZM16 229H18V230H16ZM102 231H103V229H100L99 231H97V232L95 231V232H93V234L89 235L90 238L94 239V240L91 239V242L89 244H92V241L94 242V244H96V238H99V239L103 240V242H105V245H106V247H103L101 249V251L108 252L109 251L108 248H111L114 250L115 244H113V243H114V239H115L116 234L111 236L113 234L112 232L104 230L102 233ZM161 231L163 232V234H162L163 236L161 235L162 237L160 236L161 237L160 239L156 238L155 236L157 235V232H159L161 234ZM98 232H99V234H98ZM225 232H229L227 229V226L225 227ZM108 233H110V234H108ZM26 235H28V236H26ZM38 237H40V236H38ZM170 238H171V240H170ZM5 240H8L9 242L5 241ZM4 241H5V243H4ZM79 241H82V240L78 239L75 241L77 246H79L78 244H80L81 246H86L87 241H85L83 243H78ZM111 241H112V243H110ZM229 241L233 242L232 238H229V239L224 238L225 243H228ZM88 242H89V240H88ZM146 242H150V243L146 244ZM195 243H196V241H195ZM200 244H201V242H200ZM140 245H143V248ZM96 249H97V247H96ZM150 249H147V250H150ZM133 250H135V251L133 252ZM187 250L190 251L189 248H187ZM243 250H245V251H243ZM191 251H192V249H191ZM200 251H201L200 247L198 245H196V251L195 252H200ZM84 252H86V250ZM76 254H79V253L76 252ZM69 256L70 255H68V257ZM258 258H259L260 263H264V257L262 256L260 251H259V257ZM89 259H91V258L89 257ZM104 259H105V262L103 261ZM104 259L102 260L101 264L110 263V262H108V261H110L109 259H107V258H104ZM230 264H233V263L231 262Z\"/></svg>","mask_w":264,"mask_h":264}]
</instances>
